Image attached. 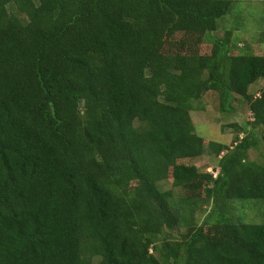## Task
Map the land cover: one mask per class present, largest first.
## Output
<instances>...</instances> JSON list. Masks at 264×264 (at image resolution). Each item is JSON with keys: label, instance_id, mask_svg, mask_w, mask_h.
<instances>
[{"label": "trees", "instance_id": "trees-1", "mask_svg": "<svg viewBox=\"0 0 264 264\" xmlns=\"http://www.w3.org/2000/svg\"><path fill=\"white\" fill-rule=\"evenodd\" d=\"M237 2L0 0V264H264V209L260 223L229 214L264 200L248 156L264 142V87L249 90L264 55L216 36L201 50ZM208 90L221 110L248 102L231 145L195 132ZM206 152L217 175L179 162ZM169 168L183 213L158 186ZM205 184L211 209L173 236Z\"/></svg>", "mask_w": 264, "mask_h": 264}, {"label": "rangeland", "instance_id": "rangeland-1", "mask_svg": "<svg viewBox=\"0 0 264 264\" xmlns=\"http://www.w3.org/2000/svg\"><path fill=\"white\" fill-rule=\"evenodd\" d=\"M8 8L11 13L19 14L18 8L13 3H10ZM227 30L231 32L229 33ZM211 36L230 38V42L236 43L242 52L264 55V0H238L232 12L221 21L220 27L209 36H204V42L201 45L202 52H210L212 47ZM263 87L264 78H261L254 82L249 90L251 93L257 94ZM191 115L195 132L205 139L207 146L210 141L231 145L237 135L244 133L235 124L253 121L248 102L242 96L237 95L231 102L230 109L228 108L225 111L221 110L218 93L212 90L206 91L199 100L193 102ZM257 142L258 146L252 147L248 151V156L250 159L264 164V142L261 138ZM179 162L194 164L200 171H209L214 175L219 172V157L213 152H206L204 155L195 158H184ZM158 186L161 190H173L172 202L177 207L180 206L181 213H183L182 203L186 192L182 188L173 185L172 168L166 171V175L158 183ZM209 190V185L205 184L201 196L196 198L197 208L193 213L194 219L189 218V220L182 223L181 227L167 229L173 236H180L189 226L198 225L204 219V216L211 209V202L208 201ZM235 200L229 201L230 215L239 217L243 214L245 222L260 223L263 221V199ZM244 205L251 206L245 207ZM98 262L99 258L94 257L92 264H98Z\"/></svg>", "mask_w": 264, "mask_h": 264}]
</instances>
